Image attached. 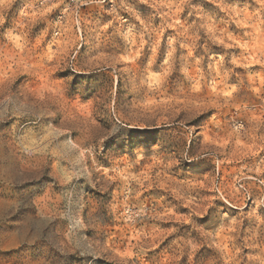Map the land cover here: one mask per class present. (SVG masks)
<instances>
[{
	"label": "rangeland",
	"instance_id": "1",
	"mask_svg": "<svg viewBox=\"0 0 264 264\" xmlns=\"http://www.w3.org/2000/svg\"><path fill=\"white\" fill-rule=\"evenodd\" d=\"M0 264H264V0H0Z\"/></svg>",
	"mask_w": 264,
	"mask_h": 264
}]
</instances>
